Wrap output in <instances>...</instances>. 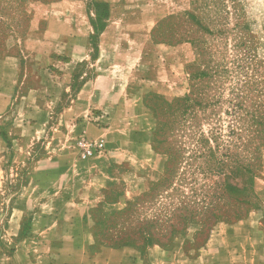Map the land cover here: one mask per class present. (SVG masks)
<instances>
[{
    "label": "crops",
    "instance_id": "crops-1",
    "mask_svg": "<svg viewBox=\"0 0 264 264\" xmlns=\"http://www.w3.org/2000/svg\"><path fill=\"white\" fill-rule=\"evenodd\" d=\"M94 1L109 9L97 50L96 15L83 1H60L34 13L25 51L15 53L12 43L0 56V264H264L258 215L216 226L204 245L184 234L147 256L133 246L98 245L100 212L125 209L165 171L146 97L184 94L193 47L156 39L159 24L176 12L173 0ZM79 138L104 148L83 161L73 148ZM262 156L264 172V149Z\"/></svg>",
    "mask_w": 264,
    "mask_h": 264
},
{
    "label": "rangeland",
    "instance_id": "rangeland-1",
    "mask_svg": "<svg viewBox=\"0 0 264 264\" xmlns=\"http://www.w3.org/2000/svg\"><path fill=\"white\" fill-rule=\"evenodd\" d=\"M60 1H83L96 15L93 28L101 30L106 8L94 0H0V56L12 43L15 53L25 51L34 13ZM172 7L176 12L159 24L156 39L192 45L186 90L174 100L146 97L153 146L166 157L167 168L125 209L100 212L95 229L101 243L134 244L145 256L184 234L204 245L216 226L255 215L264 224V0H173ZM92 38L95 49V30ZM87 66H80L53 122L83 83ZM243 168L244 180L236 174Z\"/></svg>",
    "mask_w": 264,
    "mask_h": 264
},
{
    "label": "built area",
    "instance_id": "built-area-1",
    "mask_svg": "<svg viewBox=\"0 0 264 264\" xmlns=\"http://www.w3.org/2000/svg\"><path fill=\"white\" fill-rule=\"evenodd\" d=\"M74 150L81 160H89L97 156L104 148L102 142L93 141L88 138H79L74 142Z\"/></svg>",
    "mask_w": 264,
    "mask_h": 264
},
{
    "label": "trees",
    "instance_id": "trees-1",
    "mask_svg": "<svg viewBox=\"0 0 264 264\" xmlns=\"http://www.w3.org/2000/svg\"><path fill=\"white\" fill-rule=\"evenodd\" d=\"M97 6H104L105 8H106V12H105V16H104V23H103V26L101 27V30L100 31H97L96 30V28H94V30H95V36L97 37V40H98V38H99V35L101 34V32L105 29V26H106V20L108 19V16H109V9H108V7L106 6V5H103V4H97V3H95ZM97 16H99L98 14H97ZM100 17V16H99ZM99 17H98V19H97V21L98 20H100L99 19ZM93 39V38H92ZM162 42L163 43H165V44H167L165 41H163L162 40ZM95 50H97V45L95 46ZM252 118V120L254 121V116H252L251 117ZM257 124H261V123H259L258 121H257ZM263 161V159H261V162ZM166 168H167V163H166V167H165V170H166ZM262 168H263V162H262ZM165 172V171H164ZM247 172V170H245L244 168L243 169H236V174L237 175H239V176H241L242 177V180H244L245 179V173ZM157 183V182H156ZM155 185V184H154ZM251 192V191H250ZM252 194V193H251ZM98 225H99V219H98V224H97V227H98ZM96 227V228H97ZM95 235H96V237H97V243H98V245H101V246H108V247H119V248H121V247H125V246H133V247H136V248H138L139 250H141L142 251V248H140V247H138V246H136V245H134V244H123V245H121V246H116V245H110V244H104V243H101L100 241H99V235H97V233H96V231H95Z\"/></svg>",
    "mask_w": 264,
    "mask_h": 264
}]
</instances>
